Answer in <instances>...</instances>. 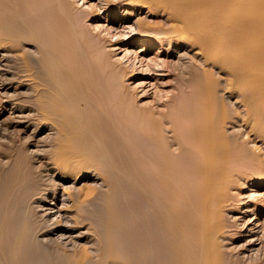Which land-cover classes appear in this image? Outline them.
Listing matches in <instances>:
<instances>
[{
  "label": "bare ground",
  "instance_id": "1",
  "mask_svg": "<svg viewBox=\"0 0 264 264\" xmlns=\"http://www.w3.org/2000/svg\"><path fill=\"white\" fill-rule=\"evenodd\" d=\"M124 1L154 14L162 10L170 20L163 35L185 40L203 57L205 65L195 75L202 84L191 81L197 89L184 86L182 93L169 95L166 109L158 108V102L139 103L134 90L117 80L128 71L107 58L106 38L83 25L69 0H0V45L11 47L15 71L19 62L30 84L26 106L39 116L38 128L53 130L50 163L63 179L77 182L95 176L104 187L86 182L77 189L64 187L68 207L79 211L92 199L88 204L97 219L105 213L103 233L94 236L102 248L93 245L99 249L95 253L88 251L90 245L77 242L68 248L56 242L57 236L37 237L50 231L40 227L43 219L38 224L32 220L36 206L30 198L46 182L37 173L30 179L31 194L19 204L27 209L28 219L24 214L9 220L5 212L12 207L0 203L1 259L5 264H87L92 254L102 259L106 253L105 262L99 260L103 264H128L133 258L136 264H264V223L256 230L244 227L247 215L264 211V0ZM211 4L216 8L214 22L207 18ZM154 40H139L138 47L147 48ZM210 67L230 72L224 92L237 89L243 113L235 108L228 112L230 105L218 92ZM235 122L238 131L230 129ZM254 183L261 188L252 194V207L240 210L243 189H252ZM131 190L135 195L130 198ZM115 191L118 207L111 199ZM116 225L122 227L120 243ZM156 228L166 244L161 252L156 250ZM51 246L61 250L64 263L47 249Z\"/></svg>",
  "mask_w": 264,
  "mask_h": 264
},
{
  "label": "rangeland",
  "instance_id": "2",
  "mask_svg": "<svg viewBox=\"0 0 264 264\" xmlns=\"http://www.w3.org/2000/svg\"><path fill=\"white\" fill-rule=\"evenodd\" d=\"M69 2L71 3V8L72 10H74L73 12L75 13V15L81 18L83 25L87 26L89 28V31H92L95 34L97 33L106 38L104 45L105 48L108 50L107 58L109 60L111 59L112 62L121 64L128 71V74L125 77H123L122 79L121 77H117L118 79H116L119 81L123 80V83L127 84L128 86H130V88L134 90V95L138 99L139 103L153 104L158 102V108L166 109V104L168 105L170 103H165L167 102L166 100L170 101L168 98L169 95L173 93L177 94L178 92L182 93L181 88H183L184 86L187 87L188 85L187 88L184 87L185 89H197L198 87H195L198 85L200 86V84H202V80L195 78V75L201 74L200 68L205 65L203 62L202 55L198 52L197 47L192 46L185 40H176L163 35V33L165 34L163 30L167 29L166 27L169 26L170 20L166 17V14L163 13L162 10H160V12L158 10V12L154 14L146 6L140 5L139 3L135 2L129 3L128 1L124 0H112L108 2H106L105 0H69ZM213 5L214 4L207 6L206 11L210 13V15L208 14L207 16L208 19L210 18V22H214L212 20L216 14V8H214ZM92 9H94L93 12H91ZM204 10L206 9H200V12ZM198 14L200 15L199 11ZM158 22L159 24L162 23V28H155L154 24H157ZM210 31V34H216L214 30L211 32ZM147 37L155 40L150 45H148L147 48H143L140 50V47H138L140 43L139 40H142ZM226 44L229 45L230 42H227ZM230 46L232 48L233 43H231ZM24 48H30L29 50H33V48L28 45H25ZM13 54L14 51H12L11 47H8L6 45H0V203L7 202L10 204L9 206L12 207V209H9V211L5 212L7 213V215L4 214V217H2L3 225L7 217H10V220L11 217H14V215L24 217V214H26L25 217L26 219H28L27 209L25 211L22 206L19 207V204H22L23 199H26V197L31 194V190L29 187L30 179H32V177H34L35 174L38 173L39 176L44 178V181L46 182L44 183L45 186L43 184L41 185V188L40 190H38L39 192L36 195L34 194L32 197L30 196V203H33L36 206L35 212H32V218H35L32 220L36 222V224L39 223L40 227H50V231L49 233L38 232L37 237L40 236L39 238L47 239L46 237L57 236L55 239L56 242L59 244L61 241L60 244H63V246L64 244L65 246L68 245L66 246L68 248H72L74 246L77 247L78 245H90L86 247H88V251L90 250L89 252L93 253L95 249H98V246L102 248L101 241L98 245L99 240L97 239V237H100V235H102L103 233L102 227L104 222L101 220L103 219L105 213L103 212L104 214L100 217V219H97L98 216H95L90 208L92 205V202L90 201H92V199H89V202H84V206L80 208L83 210L79 209V211H76L75 208L69 209L68 205L70 204V200L67 197L66 193H64L63 188L70 187L71 189H77L80 187L79 185H82L81 182H86L88 185L92 184L91 186H95L97 188H104L103 186L100 187V185H102L101 179L93 176L89 177L86 180H79L76 182L71 177L63 179L60 177L61 175L56 172L55 168L49 161L51 145L54 139V133L52 132L53 130L45 125L38 128L40 125H42L39 116H37L35 112L32 113V110L27 108L26 102L28 99L27 95L30 93V84L27 80L25 81L23 79L22 72L19 70V62L17 63V70L20 73L15 71L16 69L13 67V65H15ZM180 63L184 64V67ZM165 64L167 65L165 66ZM178 64L181 66H178ZM211 70H213V75L218 78V82L220 83V85H222H218L217 78L213 76L215 79V85H217L216 87L219 90L218 92L224 93H221V95L223 99H226L228 102L227 103L226 100H224L225 103L227 104V106H231H228V112L231 114L232 110L235 108L239 110V112L243 113V106H241L242 104L239 103V101L237 102V89L234 90L232 94H230V92H224V88L226 84H228L227 80L228 77H230V72L228 70L219 71L216 67L211 68ZM17 74H19V76H17ZM191 81L196 86L191 84ZM181 85L182 87H180ZM221 87L222 89H219ZM26 97L27 99H25ZM238 125L239 123L235 122L233 125H231L230 129L233 131H238L239 129H241V127ZM28 136H30V138ZM22 141L24 143H22ZM252 142L250 145L254 144V142ZM256 143L260 144V141H256ZM175 144L176 143L173 142L172 146L174 148H176ZM24 150L26 156L24 154ZM251 187L252 189H249L250 187H247V189L245 187L246 190L243 189L244 197L241 201L240 210H245L247 208L252 207L250 202L252 194H256L257 191L261 188L258 187L256 183H254ZM262 192L264 193V189H262ZM97 194L98 193L96 192L94 197ZM118 194L119 193L115 191L111 198L114 203L116 201L118 203L120 202ZM134 195L135 194L133 193V190L129 191L130 198ZM88 203L91 205L89 206ZM118 203H115V207H118ZM89 208L90 210H87ZM78 212H81V215ZM245 213H248V211ZM5 215L7 217H5ZM79 215L81 219L79 218ZM89 215L90 219L88 220L87 217H89ZM237 215L241 214L239 213ZM82 218H86L87 222L85 221L86 219L83 220ZM247 218L248 224L246 223L244 227H248L247 231L250 228L251 230H256L259 226L262 227L261 225H259L261 221L262 223H264V211L262 213H257L256 215L252 214L249 217L247 215ZM42 219L45 222H42ZM72 219L73 221L75 219L76 222L74 221V223ZM91 219V229L92 227H95L97 230H95L94 228L92 231L89 228L90 226L88 224V221H90ZM1 220L2 219H0V221ZM36 220L42 221H39L37 223ZM79 220H83L84 222L82 221V223L80 224ZM28 221L29 223L31 222V220ZM57 221H59V223H57ZM93 221L96 223H94ZM47 222L48 224H46ZM52 222L55 224H53ZM49 223H51L52 225L50 226ZM93 223L95 226L93 225ZM116 226L117 227H114V234L115 238L118 237L117 241H119L120 243V239L122 237V227H118V225ZM91 231L93 232V234H90L92 233ZM94 231L96 232L94 233ZM116 231L118 234L116 233ZM159 231V228H156L154 230V240L156 239L158 244L156 250L161 252V250L165 249L166 244H163L165 243L163 240L164 237H162L161 231ZM96 233H99V236L97 234V237H95V239L94 236L96 235ZM58 239L59 241H57ZM93 239L96 240V244L95 240ZM62 240H64L65 242ZM53 242L52 244H50L53 246L57 245L55 241ZM118 246L119 247L117 248H120V244H118ZM55 248L56 246L54 248H52L51 246L47 249H51L52 252L54 250V252L57 253H55L56 256L63 254L60 249L58 250L57 248L56 250ZM95 251L97 252V250ZM118 251L120 250L117 249V253L120 255V252ZM103 254H101V256H103ZM92 255L93 257H96V261L101 262L98 263L95 261L96 264H103L102 261H104V258H106V253L104 254L105 257H102V259L99 256V253V259L97 258V253L96 255ZM60 256L57 259L61 263H64L63 255L61 256V258H63L62 260ZM92 258L91 262L88 263L93 264L94 258ZM100 259L102 261H99ZM133 260L130 259V262L128 264H136L135 260ZM106 261L108 264V260ZM0 264H5L1 257ZM158 264H163V261H160Z\"/></svg>",
  "mask_w": 264,
  "mask_h": 264
}]
</instances>
